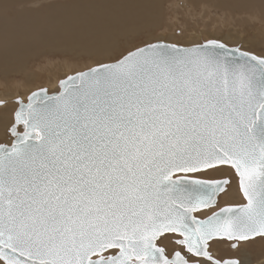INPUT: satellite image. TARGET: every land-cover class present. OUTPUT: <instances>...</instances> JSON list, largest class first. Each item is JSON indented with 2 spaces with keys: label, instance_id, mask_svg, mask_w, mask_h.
I'll return each mask as SVG.
<instances>
[{
  "label": "snow or ice",
  "instance_id": "snow-or-ice-1",
  "mask_svg": "<svg viewBox=\"0 0 264 264\" xmlns=\"http://www.w3.org/2000/svg\"><path fill=\"white\" fill-rule=\"evenodd\" d=\"M61 4L95 66L0 100V264H253L264 50L148 38L146 0Z\"/></svg>",
  "mask_w": 264,
  "mask_h": 264
},
{
  "label": "bare ground",
  "instance_id": "bare-ground-1",
  "mask_svg": "<svg viewBox=\"0 0 264 264\" xmlns=\"http://www.w3.org/2000/svg\"><path fill=\"white\" fill-rule=\"evenodd\" d=\"M41 1L42 0H15V7H13L11 12L9 27L7 31L0 30V77H1L0 81H2L1 83L10 82V84L0 83V87L6 89L5 92H8L5 93L8 94L7 96L8 98L5 97V95H3L4 97L0 98V100H7L9 102L10 107L16 106L15 105L16 98L14 99L15 88H13L14 86L12 87L13 82H11L12 78L15 79V77H10L11 75H14L15 73L22 74L23 77L19 76L22 77L20 78L22 80H19L21 81V83H19V85L16 84L18 86V89L21 86L22 88H24L23 86L24 84L26 86L27 81L28 82L32 80H35L36 82L39 81L38 79L42 76V72L40 71L37 72L35 68L34 69L32 68L33 67L32 65H31L32 67L30 66L31 63H34L44 58L45 60H48L46 64L48 65L54 64L55 66L53 67L55 68L57 67L62 68V66H64V68L67 67L71 68V66L69 65L71 62L74 64V62L75 63L76 61L79 62V60L82 58L87 60L89 59L94 60L90 45L86 42L83 36L75 28L71 27L67 23V18L61 4V0H58L57 2L54 0H47L49 4L47 3L46 5H44L45 7L43 8H40V6H42ZM50 1L53 2L51 3ZM165 1H167L168 5H170L171 8L169 11L172 12H168L167 14H165L166 9H168V7L166 8V6L168 5L164 6L162 4V0H146V7L142 10L141 13H139L137 16H135L132 19L131 23L139 31L145 33L146 36H150V37L157 36V38H161V37H166L165 33H169V37L166 38H169L170 40V39H178L180 37H183V35H180L179 28L174 30L176 32L174 31L171 32V30L168 27L166 28L164 27L166 26L164 25L165 23L162 24L165 18L164 15L168 17L170 22H172L175 25H178L179 24L178 14H177L178 9L183 10L185 13L189 14L190 12H192L191 10H193L192 4H194V2L199 4H201L202 2L205 3L204 5L209 4L210 8L211 6L217 8L218 7L221 8L222 6L224 7L227 6L228 8L229 6V8L233 9L236 12L237 10L243 11L242 13H244V11L251 13L254 12L252 11L253 9L254 10L258 9L260 10L261 14H264V0H165ZM29 4L34 9H30ZM178 6H180V8H178ZM198 6L202 7V5H198ZM193 12L192 13L195 15L196 10ZM258 14H255V16ZM246 15H247L246 17L243 16L244 19L248 18L249 14ZM167 20H165V22H167ZM223 20L224 19H222V21ZM247 20L249 19H246L245 22ZM214 22H216V20ZM249 22H251V20ZM222 23L223 22H221L220 24ZM216 26L218 27L219 25ZM217 30L218 31L216 32L218 33L220 29ZM231 36L229 34L228 37L232 38ZM233 38L237 40L236 36ZM195 39L196 38H192V41H194ZM252 41L250 43L255 44V42ZM68 53L71 54V56L69 57L67 55L69 59L66 60L64 59L65 60L64 63L59 62L58 64H55L54 61H51L49 59V57L53 55L68 54ZM48 72H49L48 75L50 76L51 79L52 77H55L54 75L57 74V71H55V69L50 70L48 68ZM47 78L49 79V83H50L49 85L50 86L53 85V87H55L54 86L55 79L52 80L53 82H51L50 78L49 77ZM45 82H46V78H45ZM253 264H264V253L261 252L255 253L253 255Z\"/></svg>",
  "mask_w": 264,
  "mask_h": 264
},
{
  "label": "rangeland",
  "instance_id": "rangeland-1",
  "mask_svg": "<svg viewBox=\"0 0 264 264\" xmlns=\"http://www.w3.org/2000/svg\"><path fill=\"white\" fill-rule=\"evenodd\" d=\"M54 1L57 2L58 0H54ZM41 2H42L41 3L42 6H40V8L45 7L44 5H46L48 3L47 0L46 1L42 0ZM50 2L52 3L53 1H50ZM162 4L165 6V5H168V2L165 0H162ZM204 4L205 3H202V2H201V4L196 3V2H194V4H192L193 10H191V11L193 12L196 10L195 15L193 14L194 12L193 13L190 12L189 14H187L183 10L178 9V12H177L178 21H179L178 25H175L172 22H170L168 17L166 15H164L165 18H164L163 23H162V24L165 23L164 25H166V26H164V27L165 28L168 27L171 30V32H173L174 30L179 28L180 35H183V37H180L178 39H170L169 40V38H166V37H169V33H165L166 37H161V39H163L166 42H170V43H178L179 45H192L193 43H202V42L206 41V39L216 38V39H220L221 41L227 43L230 46L238 45L243 50L252 49V50L257 51V52L264 50V42H263L264 41V14H261L260 10H258V9L254 10L253 9L252 11H254V12H251V13L244 11V13H245L244 14V13H242L243 11L237 10V12H236L233 9L229 8V6H228V8H227V6H225V7L222 6L221 8L211 6V8H210L209 4H207V3H206L207 5H204ZM198 5H202V7L198 6ZM203 6H204V8H203ZM207 6H209V7H207ZM29 7H30V9H34L32 6H30V4H29ZM167 7H168V9H166L165 14H167L168 12H172V11H169L171 8L170 5L166 6V8ZM25 8H26V6H25ZM178 8H180V6H178ZM202 11H203V13H202ZM224 13H226V14H224ZM246 14H249L248 18L244 19L243 16L246 17L247 16ZM255 14H258V15L255 16ZM250 15H251V17H250ZM239 18H240V20H239ZM259 18H261V19H259ZM222 19H224V20L222 21ZM246 19H249V20H247L245 22ZM165 20H167V22H165ZM215 20H216V22H214ZM219 20L221 22H223L224 24L223 23L220 24L221 22ZM242 20H244V21H242ZM250 20H251V22H249ZM239 21H241V22H239ZM168 23H169V25H168ZM216 25H219L218 27H220V28H218ZM222 25H223V27H222ZM216 28L220 29V31L218 33L216 32V31H218ZM170 30H168V31H170ZM213 31H215V32H213ZM174 32H176V31H174ZM229 34H230V36L232 35L231 36L232 38L228 37ZM235 36H236L237 40H235L233 38ZM147 37L149 38L150 36H147ZM153 37H154V39L157 38V36H153ZM153 37H150V38H153ZM192 38H196V39L194 41H192ZM252 38H254V39H252ZM251 41L255 42V44L250 43ZM67 55L69 57L71 56V54H69V53L68 54H57V55H53V56L49 57V59L51 61H54L55 64H58L59 62L64 63V61L66 59H69V57ZM64 57H66V58H64ZM83 59L84 58L80 59L79 62L78 61H76V63L74 62V64L71 62L69 64L71 66V68L67 67V66H65L67 68H64V66H62L63 69L61 67H57V68L53 67V66H55L54 64H51V65L46 64L48 62V60H45L44 58H42L41 60L36 61L34 63H31L30 66L32 65L33 67L32 66L31 67L33 69L35 68V70H37V72L38 71L42 72V76H41L42 78L40 77L38 79L41 82H39V81L36 82L35 80L29 81V82L27 81L26 86H25V84L23 86L24 88H22V86H21L18 89L17 85H19V83H21V81H19V80H22L20 78H22L23 76H22V74H17V73H15L14 75H11L10 77H15V79L12 78V81H11V82H13L12 87L14 86L13 88H15L14 99L17 97H21V98H24L26 100L27 99L26 97L32 91H34L38 88H41V87L46 86V87H49L51 89L57 88V84L59 83L58 81L60 79L64 78L66 74L69 75V74H72V72L76 73L77 71L85 70V69H87L88 66H95V59L94 60L93 59H89V60L84 59L83 60ZM72 66H74V67H72ZM80 66H81V68H80ZM48 68L50 70L55 69V71H57V74L54 75L55 77H52V79L48 75V73H49ZM46 74H47V76H46ZM19 76H22V77H19ZM47 77L50 78L51 82H53L52 80L55 79V82H54L55 87H53V85H51V86L49 85L50 83H49V79ZM45 78H46V82H45ZM31 79H33V78H31ZM47 79H48V81H47ZM2 80H4V79H2ZM1 82L2 81H0V83ZM1 84H10V82L9 83L4 82ZM5 90L6 89H3L0 87V98L4 97L3 95H5V97L8 96V94H5V93H8V92H5Z\"/></svg>",
  "mask_w": 264,
  "mask_h": 264
},
{
  "label": "water",
  "instance_id": "water-1",
  "mask_svg": "<svg viewBox=\"0 0 264 264\" xmlns=\"http://www.w3.org/2000/svg\"><path fill=\"white\" fill-rule=\"evenodd\" d=\"M165 42H166V41H165ZM204 42H205V41H204ZM222 42H223V41H222ZM168 43H170V42H168ZM202 43H203V42H202ZM181 46H191V45H181ZM229 47H239V46H238V45H235V46H234V45H233V46H230V45H229ZM242 50H243V49H242ZM85 70H86V69H85ZM73 74H75V73H72V74H69V75H73ZM69 75H67V76H69ZM67 76H66V77H67ZM66 77H64V78H62V79L59 80V83H58V85H57V88H54V89L52 88V89H51V88L46 87V86H45V87H41V88H46V89L48 90L49 95L55 94V93H57V92L60 90V88H59L60 81L63 80V79H65ZM41 88H38V89H36V90H34V91H38V90L41 89ZM34 91H32V92H34ZM32 92H31V93H32ZM31 93H30V94H31ZM30 94H29V95H30ZM29 95H28V96H29ZM28 96H27V97H28ZM18 98H21V97H18ZM18 98H16L15 100H17ZM26 100H27V99H26Z\"/></svg>",
  "mask_w": 264,
  "mask_h": 264
}]
</instances>
